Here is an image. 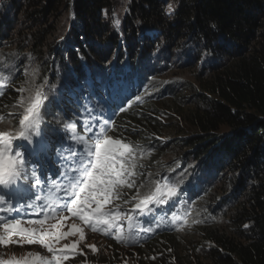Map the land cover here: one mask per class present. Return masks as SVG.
Wrapping results in <instances>:
<instances>
[{"label": "trees", "instance_id": "16d2710c", "mask_svg": "<svg viewBox=\"0 0 264 264\" xmlns=\"http://www.w3.org/2000/svg\"><path fill=\"white\" fill-rule=\"evenodd\" d=\"M2 59L11 67L8 87L0 84V132L11 135L14 148L24 144L19 121L37 86L48 97L43 139L50 163L38 169L44 180L70 186L56 178L65 166L79 167L73 154L85 141L93 151L105 137L124 145L116 166L126 174L104 211L116 228L134 214L137 193L156 188L159 176L169 182L165 174L176 164L186 173H215L205 187L172 197L177 209L201 217L194 229L149 242L135 220L127 242L101 231L114 247L99 254L102 262L264 264V0H0V68ZM142 60L157 66L147 87L133 75ZM86 122L103 132L99 140L89 138ZM37 161L31 158L29 172ZM41 189L15 205L24 210L12 220L55 247L65 228L53 230L60 217L43 220L40 212L50 211L47 202L68 210L70 198L50 199L47 186ZM17 241L27 242L1 237L0 255Z\"/></svg>", "mask_w": 264, "mask_h": 264}, {"label": "snow or ice", "instance_id": "6c2138e0", "mask_svg": "<svg viewBox=\"0 0 264 264\" xmlns=\"http://www.w3.org/2000/svg\"><path fill=\"white\" fill-rule=\"evenodd\" d=\"M171 11V6L169 8ZM23 89H20L22 91ZM139 99V98H137ZM48 97L41 92L37 91L36 97L32 100L30 106L25 110L23 118L20 119V131L18 136L27 141V144H17L16 148L22 150H16L12 146V137L9 133L0 132V211L13 212L23 211L24 207L16 208L15 205L25 199H31L34 195V189L39 188L43 183L47 186V181L43 179L42 175L38 174V169L42 167L37 161L36 167H33L29 172L28 165L31 162V158L40 156L45 151V144L42 140L34 139V136H39V125L41 123L40 110L43 105L47 108ZM76 125L69 124L68 128H75ZM108 124L105 122L103 128L107 129ZM89 138L95 136L97 140L103 135V132H97L95 128L91 127L89 123H85ZM112 143L109 138L105 137L103 143H96L94 145V157L93 160V145L88 144L85 141L84 150L73 154V162L75 166H65L64 171L60 174V179L67 181L69 184L75 187H79V192H65L68 198L75 196L76 199L71 200L72 207H69V211L73 215L79 213H85L80 216L86 223L89 222L92 214L99 216L104 215L101 212L103 204L109 200V193L114 186H117L121 182V176L124 173V165L120 164L117 167L119 160L125 156L124 152H119L110 149L108 145ZM116 143H119L118 141ZM125 147H127L125 145ZM131 155V153H129ZM64 165H68L69 162L63 160ZM55 184V181H53ZM130 187L133 185H129ZM7 189V192L3 190ZM166 189V190H164ZM43 189H41L42 191ZM176 193L175 187H169L167 184L163 188L158 184L155 191L147 195L139 204L136 205L137 210H143L144 212H151L152 204L157 206L165 205L169 202V199ZM102 198V199H101ZM41 197L36 196V200H40ZM89 202H93L95 207L92 208L91 214L86 213L85 209L91 207ZM3 204H9L8 208H3ZM28 207H35L33 202ZM108 223V221H104ZM31 223V222H30ZM6 229H15L17 234L22 238H25L27 242L31 243L36 233L32 229H25L20 226L19 221L10 219L7 224L3 225ZM75 228V225H73ZM247 227V225L245 226ZM79 231V229H77ZM151 231V229H149ZM60 235H64L61 233ZM81 235L83 233L81 232ZM40 243L45 244L49 252L56 251L51 244L45 243L42 236ZM67 247V246H65ZM75 247V245H73ZM65 257L53 256L52 260H44L42 264H60L61 259ZM19 264V262H17Z\"/></svg>", "mask_w": 264, "mask_h": 264}, {"label": "clouds", "instance_id": "9594fccd", "mask_svg": "<svg viewBox=\"0 0 264 264\" xmlns=\"http://www.w3.org/2000/svg\"><path fill=\"white\" fill-rule=\"evenodd\" d=\"M96 70L97 69H95L93 72H95ZM137 72H140L138 75L139 83L143 87H147L148 86L147 81L154 79L157 76V66L148 60H142L139 71ZM42 140L43 142H45L44 139ZM103 141L104 140L102 139L99 143ZM110 144L112 145L110 149L117 151V149L119 148V152L124 150V145L122 143H120L119 147H117L114 143H110ZM194 165H197V164L194 163ZM186 167H187L186 165L176 164L174 168H169L167 170V173L165 174L169 182H167L162 175V176H159V179L156 182L157 185L159 184L162 188L165 184H167L169 187H175L176 188V193L174 194L175 196V195H178L179 191H182V190H184V193H185L186 190H192V189L205 187L206 182H211L213 180V176L215 175L214 171L212 172L203 171L202 173H199V170H196V169H194L193 173L183 172L184 170H186ZM122 179L123 178L121 176V182H122ZM117 186H114L112 188L111 192L109 193V196ZM154 187H155V183L151 188L146 190V193L144 194H140L139 193L140 191H139L137 195L135 196V198L138 201L137 204L140 203L141 199H144L147 195H150L151 192L155 191ZM131 199L132 197L129 198V201H133ZM90 204L93 205L94 203L90 202ZM103 205H104L103 213L104 211L111 209V207L106 206V203ZM136 205L132 207L134 214H132L131 217H129L125 221L123 228L115 227V230L111 229L108 231V234L110 235V237H113L117 242H120V241L127 242V237H128V233L130 230L131 222L133 220H136L135 218L137 214L139 218H137L136 220L137 222L134 221V224H136L135 229L136 230L140 229V232L138 233V235L143 234L144 238H146L148 242L160 234H165V233H169V232L177 231V230L182 231V232L185 230H192L194 229V227H196L199 221H201L200 216L198 215L193 216L188 211L180 209V207L179 209H177V205L174 203L173 198H170L169 202L162 206H157L153 203L151 205L153 210L151 212H147L148 219L144 221H143L144 211L142 209L137 210ZM64 212H65V217H67L68 210H65ZM104 215L106 217L105 213ZM154 216H158V219L154 220L153 221L154 224H152V221L150 220V218ZM80 219L81 218H78V219L75 218V221H74V224H76V227L74 228L75 230L74 234H77V235H80V231L82 230L81 229L82 219L81 220ZM107 221L113 225V220L111 218L107 217ZM64 222L66 223V220ZM85 228L87 227H84V229L82 230V233L86 231ZM151 228H153L154 231H152ZM155 228L156 229L158 228L160 230L155 231ZM77 229H79V231H77ZM149 229H151V231H149ZM116 234H118L119 236H115ZM17 239L26 240L25 238H22V237H19ZM103 239L113 246L112 244L113 241L111 238H103ZM68 241L69 242L67 243V245L70 244L71 240L69 239ZM17 242H18L19 247L13 248L7 254L0 255V264H13V260L15 257H20L22 256L23 253L29 252V251H33L36 254V256L42 257L44 258V260H52L53 256L65 257L64 259H61L60 264H81L83 260L86 261V264H99V261H101L99 258L100 253L98 254V252H93L89 250L88 248H85L84 253H80V252L71 253L68 250V248L64 246L65 244L64 241H62V251H61V247H59L60 242H58L57 245L53 247L56 250L54 252H49L47 247H45V244L40 243V240H37V239H33L31 243L29 242L22 243V241H17ZM47 244H50L49 240ZM79 245H82V243ZM53 264H55V261H53ZM105 264H111V263H105Z\"/></svg>", "mask_w": 264, "mask_h": 264}, {"label": "rangeland", "instance_id": "374dc122", "mask_svg": "<svg viewBox=\"0 0 264 264\" xmlns=\"http://www.w3.org/2000/svg\"><path fill=\"white\" fill-rule=\"evenodd\" d=\"M93 48L98 49L99 47L97 45H93ZM185 60V57H180V61ZM2 64H1V68H0V84H2L5 87H8L9 84V78L10 75L7 74L10 69V65L7 64L5 62V60H1ZM140 72L134 71L133 75L135 76L136 74L139 75ZM180 75L185 76L186 75V70H181ZM182 81H184L183 77H180ZM42 88H40L39 86H37V91L42 93ZM36 96H33V99H35ZM29 99V97L26 98V101ZM31 100V102H32ZM48 106L47 108H45L43 105L41 106V110H40V119H41V123L39 125V136H34V139H39L42 140L44 133L47 129V125L46 122L44 121V119H46V116L49 114V109H50V103L49 101L47 102ZM55 122V121H54ZM53 122V123H54ZM72 131L74 130V128H69ZM180 138L183 136H179ZM21 139V138H20ZM22 140V139H21ZM173 141V140H172ZM171 141V142H172ZM22 142L24 144H27V141L22 140ZM43 142V141H42ZM103 142H101L102 144ZM112 145L109 144L108 147L110 148ZM180 152H183V149L180 150ZM183 157H190V154L183 156ZM102 199V198H101ZM143 200V199H141ZM90 203V202H89ZM95 207V204L91 205V207L86 209V213H89L92 208ZM104 209V205L101 208V212ZM85 213H82V215ZM91 214V213H89ZM91 220H92V226L90 228H85V232L83 233V237H85V239H79L78 237L75 238L74 243L77 244L76 245V251L80 252V253H84L85 252V248H88L89 250L93 251V252H98L99 253H110L111 252V248L113 247L111 244H109L107 241H105L102 237H101V230L102 229H110L111 228V224L110 222L105 223L104 221H107L106 219L103 218V216H99V220L97 219V214H92L91 215ZM81 220V219H80ZM63 227L65 228V233L70 232V230L73 228L72 225H65V222L63 221H59V223L56 225V229H63ZM82 230L80 231L81 234ZM82 245H79L81 244ZM44 261V258L42 257H38L36 256V254L33 251H29V252H25L22 254V256L20 257H15L13 260V264H17V262H19V264H42V262ZM130 259H126V258H120L119 261H114L112 264H127V263H131ZM81 264H86V261L83 260ZM99 264H105V261H99Z\"/></svg>", "mask_w": 264, "mask_h": 264}, {"label": "bare ground", "instance_id": "6f19581e", "mask_svg": "<svg viewBox=\"0 0 264 264\" xmlns=\"http://www.w3.org/2000/svg\"><path fill=\"white\" fill-rule=\"evenodd\" d=\"M60 174H61V173H60ZM66 197H67V196H66ZM61 199H62L63 201H66V200H68V197H67V199H66V198L64 199V197H62ZM61 202H62V201H61ZM115 236H119V235L116 234Z\"/></svg>", "mask_w": 264, "mask_h": 264}]
</instances>
